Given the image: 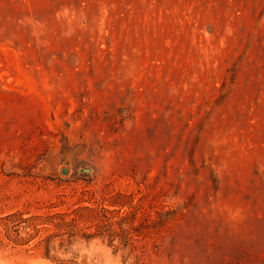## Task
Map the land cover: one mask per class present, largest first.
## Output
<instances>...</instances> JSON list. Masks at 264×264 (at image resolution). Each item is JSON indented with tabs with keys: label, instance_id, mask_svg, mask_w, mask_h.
<instances>
[{
	"label": "rangeland",
	"instance_id": "1",
	"mask_svg": "<svg viewBox=\"0 0 264 264\" xmlns=\"http://www.w3.org/2000/svg\"><path fill=\"white\" fill-rule=\"evenodd\" d=\"M0 264H264V0H0Z\"/></svg>",
	"mask_w": 264,
	"mask_h": 264
},
{
	"label": "water",
	"instance_id": "2",
	"mask_svg": "<svg viewBox=\"0 0 264 264\" xmlns=\"http://www.w3.org/2000/svg\"><path fill=\"white\" fill-rule=\"evenodd\" d=\"M81 170L82 171H91L90 168H81ZM66 172H68V169H66V168L62 169V173H66Z\"/></svg>",
	"mask_w": 264,
	"mask_h": 264
}]
</instances>
